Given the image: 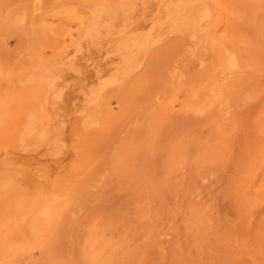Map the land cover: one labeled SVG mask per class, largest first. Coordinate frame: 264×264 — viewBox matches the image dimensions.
<instances>
[{"label":"rangeland","instance_id":"obj_1","mask_svg":"<svg viewBox=\"0 0 264 264\" xmlns=\"http://www.w3.org/2000/svg\"><path fill=\"white\" fill-rule=\"evenodd\" d=\"M0 264H264V0H0Z\"/></svg>","mask_w":264,"mask_h":264}]
</instances>
